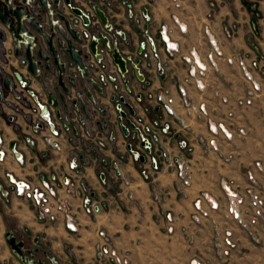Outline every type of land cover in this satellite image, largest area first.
Instances as JSON below:
<instances>
[{"label":"crops","instance_id":"obj_1","mask_svg":"<svg viewBox=\"0 0 264 264\" xmlns=\"http://www.w3.org/2000/svg\"><path fill=\"white\" fill-rule=\"evenodd\" d=\"M94 5L100 7L109 23L125 33L129 50L137 49L139 42L143 41L142 30L146 25L149 36L155 38L158 49L155 63H162L165 71L159 75L152 61L144 63L141 71L150 82L146 93L167 92L174 99L176 118L164 116L156 103L148 99L138 111L152 124L160 120L170 122V135L163 139L169 151L178 152V142L187 138L193 148L191 186L183 188L176 174L167 169H162L152 181L144 180L130 162L123 160L124 171L132 181L133 199H116L111 182L101 187L97 178L101 157L114 159L119 155L117 149H123L120 133L111 126L108 132L117 134L116 143L102 153H96L95 162L86 157L83 159L88 184L109 207L99 215L87 216L76 204L77 231L69 232L62 221L48 223L40 220L29 202L15 196H0V264H19L4 242L8 230L22 231L28 237H44V245L40 244V247L47 257L41 254L38 257L44 259L45 264H96L95 247L104 244L102 234L107 236L110 249L126 258L129 264H264V236L260 242L253 243L245 232L225 218L227 197L224 190L227 188L243 195L251 188L246 171L253 168L256 161L264 166V0H181L178 8L172 0H103V3L99 0H71L72 7L88 14ZM129 11H133L136 18H129ZM144 11L149 22L138 23V16ZM95 26L100 29L97 23ZM164 26L170 30L167 34L169 43L178 47L172 57L160 35ZM0 30L6 36V42L0 47V77H11L20 68L22 57L14 54V37L2 25ZM211 41L218 48L219 56ZM208 55L212 56L215 68ZM239 59L243 60L257 85L256 91L244 77ZM194 60L206 68L203 77H196L204 85L203 90L196 87L194 80L184 82ZM253 62L257 63L256 67L251 66ZM3 82L1 77L0 94L12 103V109L30 102L26 93H22L20 102L14 101L12 93L4 89ZM52 85L39 78L31 82V88L44 98ZM135 87L139 89L140 86ZM181 88H185L193 106L204 105L207 117L187 115L181 104ZM249 91L253 92L251 105L237 106L238 100L248 99ZM73 94L70 91L69 96ZM223 99H227V104ZM98 101L101 102L100 108L108 109L112 119L114 114L109 100L102 97ZM7 104L0 101V135L11 143L27 134L28 125L20 114L16 125L9 123L13 111ZM230 111L232 118L227 116ZM92 112L94 123L100 122V113ZM178 119L189 127L187 132L180 128ZM219 125L233 133L231 140L224 139L220 132L216 136L212 134L211 128L216 130ZM237 129H244L245 135L238 136ZM212 139L217 141V150L208 144ZM64 148L68 151L70 146L66 144ZM85 148L82 143L81 149L84 151ZM21 149L28 162L32 163L36 155L39 158L25 168L7 160L0 166V184L6 171L19 178H32L37 167L48 172L54 165L59 168L66 164V155L57 162L52 160L53 154L41 141L36 149ZM229 156L231 158L225 161ZM253 172L259 187L264 188V177L255 170ZM197 200H200L201 209L208 212V217H201L196 211L194 202ZM208 200L217 204V210L209 209ZM167 214L169 218H166ZM227 229L233 231L235 248L225 257L221 249L223 233Z\"/></svg>","mask_w":264,"mask_h":264},{"label":"built area","instance_id":"obj_2","mask_svg":"<svg viewBox=\"0 0 264 264\" xmlns=\"http://www.w3.org/2000/svg\"><path fill=\"white\" fill-rule=\"evenodd\" d=\"M99 1L103 3V0ZM180 1L172 0L177 8L180 6ZM29 3L30 0L27 1V4ZM66 7L67 10L73 8L70 4ZM82 13L87 18L88 23L84 24L81 17L73 16L71 27L79 32V36L83 41L87 44L91 41H98L97 34L108 38V33L111 31L110 25L109 29L105 27L93 36L90 29L97 21L93 20L92 14L83 11ZM128 16L129 18H136L133 11H129ZM138 19V23L141 21L149 22L146 11L140 14ZM148 29L149 27L146 25L142 30L144 39L139 42L135 53L143 63L153 62L155 72L162 75L165 67L162 63H155L158 49L156 40L154 37L149 36ZM205 30L207 31V29ZM120 34L124 39L123 33ZM167 34H170V30L165 26L161 27L162 41L165 43L168 55L172 57L174 53L178 52V47L173 43H169ZM211 44L214 52L219 56L218 48L212 41ZM114 46L118 48L119 45L116 46L114 43ZM58 51L60 53L59 57H61L60 61L64 64L67 73L65 78H72L77 83V87H70V91H73L74 94L71 97L68 94L65 102L59 104L56 108L47 103V97L44 98L31 88L32 79L43 76L41 69L37 70L38 77H33L27 71V63L20 60V68L13 72L11 77L1 76L2 79L8 78L11 81V89L8 93H12L14 101L20 102L22 93H26L30 102H25L20 104V107L12 109V103L0 94V101L4 100L8 103L7 106L13 111L9 115V123L16 125L17 117L20 114L28 125L27 134L18 141L7 143L0 135V166L5 164L7 160H11L16 165L24 168L28 164H35L39 156L33 157V162L30 163L21 148L36 149L39 141L42 142L50 154H53L52 160L57 162L60 157L66 155V164L59 168L54 165L48 172L41 171L37 167L32 178H19L13 172L6 171L3 182L0 184V196L21 198L30 203L40 220L48 223L62 221L67 231L76 232L77 220L74 213L76 204L87 216L99 215L109 207L107 201L101 199L88 184L85 176L86 165L83 159L86 157L95 162L97 160L96 153H102L103 150L116 143L117 134L108 132L111 126L117 128L120 133L123 149H117L119 155L114 159L107 160L105 157H101L99 160L101 167L97 178L101 187H106L111 182L115 188L114 196L116 199L120 197H126L128 200L133 199L132 181L124 171L123 160L130 162L144 180L152 181L157 173L162 169H167L176 174L177 181L183 188H190L192 183L191 156L193 148L187 138L178 142V152L169 151L164 146L163 139L170 135V122L160 120L152 124L143 119L138 111V107L145 99H148L156 103L158 111L164 116L176 118L174 99L165 91L146 93L150 82L142 78L138 65L133 66V76L126 71L121 73L107 52L101 48H96V54L85 63V67L90 73L88 78L84 77L83 72L77 70L74 64L61 54L60 50ZM208 59L211 66L215 68L211 55H208ZM185 62L190 63V60L185 59ZM228 62L231 63V60H228ZM194 63L184 82L189 83V80H194L196 87L203 90L204 85L196 80V77H203L206 68L196 60H194ZM238 65L242 69L246 80L251 82L252 90L256 91L257 85L252 81V76L246 70L243 60L239 59ZM251 66L256 67L257 63L253 62ZM135 68L138 69L141 77L134 74ZM23 71L26 74H23ZM57 73L56 71L55 75ZM16 76L19 79H16ZM51 78L53 79V76ZM134 82L136 83L135 86H140L139 89L134 86ZM83 83L86 89L81 86ZM94 83L97 87H93ZM56 87V85H53L49 91H53ZM179 94L181 104L188 116L194 114L198 118L207 117L204 105L196 107L191 104L185 88L179 89ZM247 96L248 99L238 100L237 106H250L253 92H247ZM102 97H106L112 105L114 114L112 119L109 117L108 109L99 107L101 102L98 101V98ZM227 102V99H223V103L227 104ZM92 111L100 113V122L94 123V112ZM227 116L232 118L233 113L230 111ZM178 122L182 130L186 132L189 130L183 120L178 119ZM93 125L96 126V129L93 128ZM211 130L215 136L220 132L224 139L228 141L233 138V133L229 129H224L222 125H219L216 130L212 128ZM236 133L238 136L245 135L244 129H237ZM82 143L86 146L84 151L81 149ZM66 144L70 146L68 151H65L64 148ZM208 144L214 150H217L218 145L215 139L210 140ZM93 153L95 154L93 155ZM230 158L231 156L227 157L225 161ZM252 169L264 177L263 164L260 161L254 162L253 168L246 171V178L250 182L251 188L247 189L243 195L224 188L227 197L225 218L230 219L240 231L245 232L253 243H258L261 241V237L264 236V188L259 187ZM208 206L210 210H217L218 208L217 204L209 200ZM194 207L201 217H208V212L201 209L200 200L194 202ZM169 217L170 215L167 214L166 218ZM101 238L104 244L95 247L96 264H129L126 258L119 256L116 251L110 249V243L106 235L102 234ZM11 239H14L17 244H22L21 250L27 264H45L44 259L38 257L39 254L47 257L45 251H41L40 244H42V240H39L40 237H28L22 231L16 232L13 230H8L4 234V242L11 254L19 264H24L8 244ZM222 242L221 254L228 257L232 249L235 248L231 229L224 231Z\"/></svg>","mask_w":264,"mask_h":264},{"label":"water","instance_id":"obj_3","mask_svg":"<svg viewBox=\"0 0 264 264\" xmlns=\"http://www.w3.org/2000/svg\"><path fill=\"white\" fill-rule=\"evenodd\" d=\"M1 0L0 1V25L14 37L13 46L16 57H22L27 63V71L38 77L37 70L41 69L43 74L50 73L56 69L57 87L53 91L47 92V103L54 108L65 102L66 96L70 92V87H77V83L72 79H66L64 64L60 61L59 51L63 54L77 70L83 72L84 77H89V71L85 63L90 57L96 54V48H101L107 52L113 63L119 68L121 73H125L126 55L119 52L112 42L97 34L98 41H91L87 44L83 41L79 32L71 27L73 16L81 17L84 24L88 23L82 10L73 7L66 11V5L70 0ZM94 14L99 19L100 25L109 29L107 18L103 11L96 5L92 8ZM15 24V27H13ZM6 42V36L0 30V47ZM138 63V62H137ZM129 64V62H128ZM133 67L134 65L131 64ZM134 74L138 77V69H134ZM16 79H19L16 76ZM4 89L10 91L11 81L4 79ZM83 89L86 87L81 85ZM93 87H97L93 84ZM65 108V106H64ZM11 249L27 264L23 258L21 250L22 244L16 243L14 239L8 241Z\"/></svg>","mask_w":264,"mask_h":264},{"label":"flooded vegetation","instance_id":"obj_4","mask_svg":"<svg viewBox=\"0 0 264 264\" xmlns=\"http://www.w3.org/2000/svg\"><path fill=\"white\" fill-rule=\"evenodd\" d=\"M70 5H71V0H70ZM96 6L100 9V7L98 5H96ZM90 14H92L91 16L93 17V20L97 21V24L100 25L99 19L94 14L92 9H91V13ZM107 25L111 26V31L108 33V38L107 39L110 42H112L113 45H114V43L116 44V46L119 45L118 46L119 51L122 54L127 56V58H125V63H126L125 69H126V72L130 73V74L132 73L133 67L131 66V64L138 65L139 72L141 73L142 78H144L145 80L149 81V79L141 71L144 63L137 58V55L135 53L136 49L133 50V51L128 49V46H129L130 43H129L127 37L125 36V33L122 32V31H118L117 28L115 27V25L112 24V23H109L108 21H107ZM94 26H95V24L90 29V32L92 33L93 36H95L100 30L105 28V27H102L101 25H100V29H99V27H96V26L94 27ZM120 33H123L124 39L121 37ZM128 62H129V64H128ZM55 72H56V69L52 70L50 73L43 74V76H41L39 79H41L43 83L45 81L46 82L50 81V83H52L53 85L57 86V74L55 75ZM51 76H53V79L51 78ZM132 76H133V74H132Z\"/></svg>","mask_w":264,"mask_h":264},{"label":"rangeland","instance_id":"obj_5","mask_svg":"<svg viewBox=\"0 0 264 264\" xmlns=\"http://www.w3.org/2000/svg\"><path fill=\"white\" fill-rule=\"evenodd\" d=\"M39 237V236H38ZM39 240H42V245H44V237H40Z\"/></svg>","mask_w":264,"mask_h":264}]
</instances>
